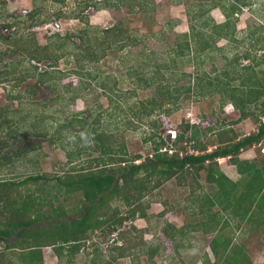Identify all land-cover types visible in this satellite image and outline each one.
Returning <instances> with one entry per match:
<instances>
[{
    "label": "trees",
    "instance_id": "16d2710c",
    "mask_svg": "<svg viewBox=\"0 0 264 264\" xmlns=\"http://www.w3.org/2000/svg\"><path fill=\"white\" fill-rule=\"evenodd\" d=\"M32 1L35 4L34 8L25 13V19L21 17L15 19L30 20L31 26L45 24L51 19H75L84 24L85 28L64 35L53 34L45 45L38 44L33 33L16 34L9 38L0 36V57L7 56L12 61L5 63L4 73H0V84L12 82V89H16L22 83L32 80L37 88H45L53 93L57 91L59 81L69 74L57 69L60 60L72 57L76 66L71 71L72 74L79 76L83 84L90 83L98 77L91 69L106 57L107 51L120 52L126 48L136 47L141 42L137 34H132L124 26L123 21H118L102 30L90 27L85 15L88 9L99 10L102 7L119 9L125 6L133 12L135 7L138 10H145L151 8L149 5H153L149 0L99 2L75 0V8L71 11L64 12L60 9L51 15L45 12L44 6L47 0ZM53 2L60 4L64 1L53 0ZM204 6L206 9L193 14L195 19L201 18L198 26L191 24L186 33L175 36L171 53L173 58L180 62L188 58L187 62L196 60L199 63V55L204 53L208 55L212 51L221 52L224 60L222 68L214 65L211 67L212 75L197 73V81H193L194 76L187 75V79L190 80L186 86H173V83L165 79L167 75L173 73V65L163 66L161 80L158 78L161 74L159 67L151 76L143 74L140 66L129 67V75L133 74L136 77L139 89L155 88L152 98L134 104L135 108L132 107V115L128 121L129 129L137 127L135 126L137 124L144 126L146 131L150 132L143 139L144 142L153 144V154L149 157L143 160L139 155L128 157L126 142L118 132L117 123H114L115 127H113L110 122V119L115 121L117 116L108 114L103 123L100 119L103 117L102 112L92 122L88 121V116L79 117L78 113H74L77 121L74 124L68 123L70 125L60 123V118L51 119L53 124H59L61 129L71 127L69 133L72 137L67 143L69 148L65 149L64 140L56 137L60 130L56 128L54 134L50 135L52 125L45 123L44 116L37 115L34 121L26 123L24 117L8 118L10 112H16L10 111L9 106L2 108L0 169L13 164L14 157L17 158L19 154L16 149L9 148L6 142L25 136L20 130L27 126L32 129L31 135L48 138L50 145H60V148L65 149L67 165H70L62 174L28 175L17 182L0 179V244L6 250L19 249L17 259L19 263L12 258L10 264H44L42 255L44 247L53 249L59 263L80 264L76 262L77 256L81 251H87L92 246L91 254L87 252L91 257L83 264H108L118 257L130 256L134 261L139 258L140 253H144L151 264H154L155 257L161 255L165 257L160 251L161 245L147 246L148 243L143 241V233L147 229H137L133 226V222L138 218H148L146 210L151 202L157 200L155 192L171 179L189 188L187 198L191 204L196 205L194 209L196 222L182 228L168 224L162 228L160 237L166 236L173 241L177 235L185 236L186 230L190 228L193 233L213 235L208 241V246L214 262L212 263L204 255V264H251L244 244L235 243L233 234L240 232L243 225H249L250 233L260 226L264 227V153L260 154L259 160L240 158L245 151L252 148H258L259 152V147L264 148V44H260L258 40L253 43L254 51H261L263 55L252 56L251 50L245 49L242 54L235 51L236 53L229 57L224 52L225 48L218 46V42L221 40L231 42L236 39V18L248 3L245 0H209ZM214 9H218L224 16L222 23H217L209 17ZM4 24L14 29L17 23L14 21ZM256 31L264 32L263 26L259 25ZM73 38L78 39V43L73 41ZM243 60L248 61L249 64L241 65ZM39 65H43L45 69L40 70ZM185 75L182 72L181 76L185 77ZM100 86L105 96H109L110 89L106 90L102 81ZM195 89L199 90L198 95L200 93L199 97L202 99L218 96L219 109L230 104L238 113V119L227 124L221 123L215 129H208V133L215 134L213 148L210 151L197 135L205 136L207 131H199L197 126H190L194 133L188 139L189 143L197 141L193 149L195 153L190 154V149L188 152L173 150L169 153L167 149L163 151L164 141L161 138L156 141L161 127L159 119H149L154 115L158 117L162 114L170 115L175 111L170 106L177 108L182 95L191 94L196 91ZM11 92L9 93L11 100L20 102L25 97L20 92L15 94ZM78 94H75L71 100L73 101ZM35 95V89L27 91V96L30 98ZM58 100L59 95H54L43 102L33 101L30 104L47 109L57 105ZM109 102L114 103L111 95ZM251 118L254 119L257 129L247 135L238 134L233 128L234 125ZM41 123L45 125L40 127ZM172 142L173 147L176 146L183 142V136L180 134L175 136ZM5 148L11 151V155L3 153ZM33 150L34 148L29 151ZM82 154L88 155L89 159L77 166L74 158L76 156L77 160H82L80 158ZM93 154L96 156L93 157ZM220 159H228L235 167L239 175L238 181L231 180L222 172L218 163ZM201 172L205 173L204 179L210 191L194 195L195 190L192 186L196 184V188L199 187L197 179ZM50 187L63 195L62 201H58L57 195L50 196L57 200L58 204L54 206L50 204L52 199H47L45 194ZM73 198H78V202L71 204L66 210L65 204L71 203ZM117 201L127 208L125 213L121 214L119 207L112 206ZM70 212L79 213L80 216L69 222L59 220ZM164 214L165 211H162L160 216ZM168 215L166 213L165 218ZM48 220H55V223L42 224ZM126 223H130L129 227L120 230ZM103 233L104 236L117 234L118 241L114 240L113 246L104 252L98 243L90 247L86 246V243ZM13 236L16 239L11 241ZM118 242L122 243L118 245ZM145 247L147 250L144 249ZM132 250H137V255L133 254ZM173 253V256L179 255L176 242L173 245ZM3 255L0 252V264H3Z\"/></svg>",
    "mask_w": 264,
    "mask_h": 264
},
{
    "label": "rangeland",
    "instance_id": "374dc122",
    "mask_svg": "<svg viewBox=\"0 0 264 264\" xmlns=\"http://www.w3.org/2000/svg\"><path fill=\"white\" fill-rule=\"evenodd\" d=\"M63 1V3L57 4L53 0H47L44 6L45 12L52 15L60 9L68 12L75 8V0ZM94 1L99 2L103 0ZM245 1L248 3V6L244 7L236 18V39L231 42H227L226 40L218 42V46L224 47V52L228 56L235 51L238 54H242L245 49H250L252 56L255 54L257 56L263 55L261 51H254L253 43L258 40L261 42L260 44H264V32L258 33L256 31L259 25H262L264 28V0ZM149 2L153 4L152 6L149 5L151 8L143 7L145 10H138L135 7L133 12H130L125 6H121L119 9L113 7H102L99 10L93 8L88 9L85 15L90 27L102 30L111 27L118 21H123L124 26L132 34H137L141 39L140 44L136 47L126 48L120 52L114 53L110 50L107 51L106 57L91 69L92 73L98 77L90 81V83L85 82L83 84L79 76L72 74L71 71L76 66L73 58L68 57L60 60L57 64L59 71L69 74L65 79L59 81L57 85L58 89L54 93L45 88H37L32 80L22 83L16 89H12V82L6 83L5 85L0 84V115L2 114V108L9 106L10 111L13 110L16 112H10L8 118L11 116L14 119L24 117L26 123H30L36 119L37 115L44 116L45 123H51L50 125H52L49 134L52 135L56 128L59 129L60 131L56 137L64 140V144L66 145L65 149H67L69 148L67 143H69V139L72 137V134L69 133L71 127L61 129L59 128V124H53L51 119L60 118V123L68 124L72 122L71 124H74L77 121L74 113H78L80 115L79 117L88 116V121L92 122L102 112L103 117L100 119L101 122L105 123L107 115L111 114L112 116H117L115 121L110 119V122L113 124V127H115L114 123H117L118 132L126 142L128 157L139 155L141 160H143L153 154V144L144 142L143 140L150 132L146 131L144 126L137 124L135 125L137 127H131L129 129L128 121L132 115V107L135 108L134 104L152 98L155 93V88L151 87L146 90L139 89L136 77L133 74L129 75V67L132 65L140 66V70H143L142 73L150 76L159 67L161 74L158 75V78L161 80L162 72H164L163 66L173 65V73L167 75L165 79L173 83V86H186L190 80L187 79V75L190 77L194 76L192 78L193 81H197V73L199 75H203L204 73L212 75L211 67L215 65L217 68H222L224 66V60L222 59L221 52L217 53L212 51L208 55L206 53L199 55V63L196 60L187 62L188 58H184L185 61L180 62V60H175L171 53L175 36L186 33L191 24L198 26L201 18L196 17L195 19L193 14H196L201 9H206L204 5L209 0H149ZM34 5L32 0H0V36L9 38L11 36L14 37L16 34L30 35L33 33L38 44L45 45L53 34L64 35L65 33H73L85 28L84 24H81L75 19H51L45 24L38 26H31L30 20L15 19L16 17L25 19V13L31 11ZM209 15L217 23L224 21V16L218 9L212 10ZM14 21L17 23L14 29L4 24ZM72 40L78 43V39L73 38ZM260 44H258L259 47H261ZM0 60V73H4V69L6 68L5 63H11L12 61L7 56L0 57ZM201 60L203 61L201 62ZM248 64V61H241V65ZM39 68L40 70L45 69L43 65H39ZM182 72L186 74L185 77L181 76ZM101 81L105 84L106 90L110 89L108 95L113 97L114 103H110L109 96H105L103 88L100 86ZM66 87L69 89H66ZM82 87L86 88L83 89ZM29 89H35L36 91V95L32 98L27 96ZM197 89L191 94H183L177 104V108L170 106V108L173 107L175 109L170 115L162 114L159 117L154 115L149 119H159L161 127L158 130L159 136L156 137V141H159V138L164 141L165 146L163 151L165 149L169 153L173 152V150L188 152V149H190L193 151L197 141L194 140L191 143L188 141L194 133V130L192 131L190 129L192 126H197L199 131H207L205 132V136L202 134L197 135L201 138L200 141L207 146L208 151H210L213 148L212 143H214L215 134L212 132L208 133V129H215L221 123L227 124L230 121L238 119V113L233 110L230 104H226L223 109H219L218 96L214 95L202 99L199 97L200 93L198 95L199 90ZM10 91L13 94L20 92L25 97L20 102L19 100H11L9 98ZM77 93H79L78 96L72 101L71 98ZM54 95H59V100L53 108L48 107L44 109L42 106L35 107L30 104L33 101L43 102ZM115 106L117 107L115 108ZM45 123L39 124L40 127L45 125ZM233 128L242 136L257 129L253 118L244 120L234 125ZM20 131H23V135L25 136H20L16 140L6 142L9 148L16 149L19 154L17 158L14 157L15 161L13 164L4 169H0V179L17 182L28 175L45 173L55 175L67 171L70 165H67L68 159L65 149L60 148V145H50L47 141L48 138L31 135L30 132H32V129L28 126L23 127ZM179 134L183 136V142L173 147L172 141ZM32 148L34 150L29 151ZM259 148L260 152L258 148H252L245 151L240 158L261 159L260 154H263L262 151H264V148ZM3 153L11 155V151L8 148H5ZM193 153H195V150ZM95 156L96 154H93V157ZM80 158L82 160H77L76 156L74 158L77 166H80L83 161L89 159L86 154H82ZM218 163L226 176L233 181L239 180V175L235 167L230 164L228 159H220ZM204 178L205 173L201 172L197 179V184L201 188L198 189L199 187L196 188V184H193L192 187L195 190L194 195L210 191ZM188 180L192 183L194 182L191 179ZM188 190L189 188L181 186L175 179L165 182L155 192L157 193V200L151 202L146 210L148 218H138L133 222V226L137 229H147L143 233V241L148 243V245L146 244L147 246H150V244L152 247H157L158 244L161 245L160 251L165 257H162V255L155 257L153 259L154 264H204V255L212 263L214 262V257L208 246V241L213 235L205 236L200 233H193L190 228L187 230L184 229L186 230L185 236L177 235L173 241L166 236L160 237L159 235L162 228L168 224L175 228H182L196 222L194 211L196 205L191 204L188 200ZM45 194H47V199L51 198V195L59 196L58 201H62L63 198L62 193L57 192L52 187L47 188ZM77 199L73 198L71 203H66L65 209L67 210L68 206L71 207V204L77 203ZM56 201L52 199L50 204L53 206L57 205L58 203ZM112 206L119 207L118 209H120L121 214L127 211V208L120 201H117ZM48 208L46 207V209ZM162 211H165V214L160 216ZM166 213L169 215L165 218ZM79 216V213L70 212L69 215L59 220L69 222ZM53 223H55V220H48L42 224L50 225ZM129 225L130 223H126L120 230L128 228ZM233 237L235 243L244 244L251 264H264L263 226H260L254 232L250 233L249 225H243L241 231L234 233ZM15 239L13 236L10 240L14 241ZM114 240L118 241L117 234L108 236L105 234L104 236L103 233L93 241L86 243V246L90 247L98 243L104 252L113 246ZM175 242L178 245L179 251V255L177 256H173V245ZM121 243L118 242V245ZM92 249L93 246L88 248L87 251H81L76 258V262L80 264L87 263L91 257V255H87V252L91 254ZM144 249L147 250L146 247ZM18 251L19 249L6 250L0 244V252L4 254L2 256L3 264H10L12 258L17 260ZM132 251L133 254L137 255V250ZM42 255L44 264H62L59 263L51 247L42 248ZM132 260L131 256L124 258L118 257L108 264H151L144 253H140L139 258L134 261Z\"/></svg>",
    "mask_w": 264,
    "mask_h": 264
},
{
    "label": "built area",
    "instance_id": "2783aa9c",
    "mask_svg": "<svg viewBox=\"0 0 264 264\" xmlns=\"http://www.w3.org/2000/svg\"><path fill=\"white\" fill-rule=\"evenodd\" d=\"M170 153H171V152H170ZM189 153H190V154H192V153H193V151H192V150H190V151H189Z\"/></svg>",
    "mask_w": 264,
    "mask_h": 264
},
{
    "label": "clouds",
    "instance_id": "9594fccd",
    "mask_svg": "<svg viewBox=\"0 0 264 264\" xmlns=\"http://www.w3.org/2000/svg\"><path fill=\"white\" fill-rule=\"evenodd\" d=\"M264 153V151H262Z\"/></svg>",
    "mask_w": 264,
    "mask_h": 264
},
{
    "label": "flooded vegetation",
    "instance_id": "af4514ba",
    "mask_svg": "<svg viewBox=\"0 0 264 264\" xmlns=\"http://www.w3.org/2000/svg\"><path fill=\"white\" fill-rule=\"evenodd\" d=\"M2 27V26H1Z\"/></svg>",
    "mask_w": 264,
    "mask_h": 264
}]
</instances>
